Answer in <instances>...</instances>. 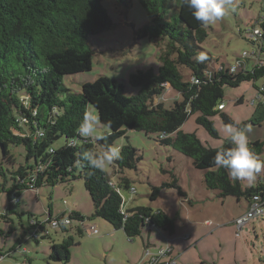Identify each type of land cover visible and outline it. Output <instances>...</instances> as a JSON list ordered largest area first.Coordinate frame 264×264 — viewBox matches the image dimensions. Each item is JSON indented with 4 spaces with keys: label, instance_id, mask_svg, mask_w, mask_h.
Instances as JSON below:
<instances>
[{
    "label": "trees",
    "instance_id": "trees-1",
    "mask_svg": "<svg viewBox=\"0 0 264 264\" xmlns=\"http://www.w3.org/2000/svg\"><path fill=\"white\" fill-rule=\"evenodd\" d=\"M117 1L124 6L131 3V0ZM102 2L0 0V175L8 182L7 174H10L13 181L10 187L3 186L9 199L3 216L15 212L13 201L19 198L21 190H37L44 184L55 185L81 176L94 205V216L107 220L117 229H124L130 238L140 235L145 224L172 235L175 221L161 209L136 206L125 209V216L123 198L109 183L115 175L91 169L87 162L80 160L84 150L114 145L117 139L127 137L126 129L112 132L107 141L94 143L79 137L76 129L84 112L90 110L91 103L97 104L91 100L92 92L89 95L88 90L97 87L77 92L64 82L68 74L91 69L94 52L89 43L90 35L114 26ZM139 2L147 9L150 21L137 31V37L164 42L165 47L159 55L161 64L158 71L149 68L131 73L129 81L138 88L131 97L123 98L107 87L105 92L109 99L121 105V115L132 119L134 130L156 134L160 143L174 146L191 157L196 168L206 171V186L219 191V196H235L238 200L245 196L250 201L256 193L263 195L264 182L244 188L241 182L231 181L224 169L214 167L217 147L206 146L196 133H186L181 127L191 115L197 114L198 124L218 136L215 116L219 115L225 124L234 121L224 111L226 86L237 87L244 81H251L258 94H264L261 86L256 85L264 77V57L260 55L264 51V16L257 21L259 27H255L262 32V37L256 41L258 51L254 53V62L249 67L247 57L246 63L232 71L225 66L209 68L206 61H195L208 32L195 20L184 0ZM180 66L191 71L190 80H184ZM192 77L198 78L199 82L192 81ZM166 89L180 92L182 100L167 108L160 97ZM63 137L66 142L55 146ZM15 145H24L27 157V163L19 164L16 169L13 164L17 162V156L12 150ZM221 145L229 146L227 141ZM121 146L122 159L114 162L116 174L136 168L141 159L138 149L131 144ZM249 147L263 159L264 141H250ZM118 185L130 188L125 177ZM159 194L160 187L154 186L151 198L156 199ZM69 218L84 220L83 214L74 210ZM29 226H33L31 220ZM0 233H3L1 229ZM74 243L73 236L66 237L61 243H53L50 258L69 262ZM4 255L11 254L0 252V256Z\"/></svg>",
    "mask_w": 264,
    "mask_h": 264
},
{
    "label": "rangeland",
    "instance_id": "rangeland-1",
    "mask_svg": "<svg viewBox=\"0 0 264 264\" xmlns=\"http://www.w3.org/2000/svg\"><path fill=\"white\" fill-rule=\"evenodd\" d=\"M235 3V13L206 27L208 37L201 44V51L208 54L209 68H229L238 58H243L245 51L249 54V67L254 62L253 53L258 51V46L251 36L253 29L259 27L257 21L264 16V0H235ZM102 4L114 26L90 35L89 43L94 52L91 69L68 74L64 82L77 92L97 87L88 90L89 95L92 92L91 100L97 103H91L90 110L98 112L102 123L111 124V132L127 130V137L117 139L114 145L131 144L138 149L141 159L136 168L116 174L113 164L106 170L109 176L115 175L117 183L125 177L130 188L136 189V192L125 187L120 189L124 208L150 206L154 210L161 209L174 219L175 232L171 235L145 224L140 235L128 237L124 229H117L107 220L93 215L94 205L81 176L55 185L44 184L37 190H21L20 201L13 203L15 212L4 217L9 199L3 186L10 187L13 181L10 174H7L8 182L0 175V229L3 231L0 233V251L11 254L0 264H25L28 257L26 264H139L145 257L146 246L154 252L168 243L180 253L178 264H264V215L250 219L239 229L236 219L246 213L248 199L245 196L240 200L235 196L221 197L219 191L209 189L204 181L206 171L196 168L191 157L174 146L160 143L156 134L134 130L132 119L121 115V105L109 99L105 92L107 87L123 98L137 93L138 88L129 81L131 73L149 68L158 71L159 55L165 46L156 38L138 39L137 31L150 21L147 9L139 0H131L128 6L117 0H103ZM260 55L263 58L264 51ZM180 71L185 81L191 79L188 68L180 66ZM256 85H264V77ZM224 92L225 112L242 125L251 126L250 141H264V94H258L251 81H244L237 87L226 86ZM160 97L167 108L182 100V94L175 89H166ZM213 120L218 136L198 124L197 114L191 115L181 130L196 133L208 147H218L225 141L221 131L225 123L219 115ZM65 142L63 137L55 146ZM12 150L17 156L14 169L27 163L24 145L12 146ZM261 157L264 159V152ZM261 182H264V174L258 177L254 187ZM241 183L244 188H250ZM154 186L160 187L156 199L151 198ZM75 208L82 210L83 221L71 218L72 223L67 228L53 227L47 221L49 215L52 218L62 214L71 217ZM32 219L40 222L42 227L29 226ZM206 220H210L211 225H207ZM92 226L97 232H92ZM34 232L38 234L37 240L32 237ZM69 236H73L75 242L71 246L69 262L50 258L51 245L61 243ZM23 248L27 249L24 253Z\"/></svg>",
    "mask_w": 264,
    "mask_h": 264
},
{
    "label": "clouds",
    "instance_id": "clouds-1",
    "mask_svg": "<svg viewBox=\"0 0 264 264\" xmlns=\"http://www.w3.org/2000/svg\"><path fill=\"white\" fill-rule=\"evenodd\" d=\"M184 3L191 10L195 20L203 27L213 25L237 10L235 0H184ZM194 59L197 63H204L209 57L206 52L200 51ZM235 70V67H233L232 71ZM221 131L229 146L224 147L221 145L216 148L213 157L214 167L217 170L224 169L231 181L243 182L247 187H254L258 177L264 174V159H261L249 147L251 126L242 125L241 121L234 120L225 124ZM76 132L85 141L94 143L107 141L112 134L111 124L102 123L98 112L94 109L84 112ZM121 159V145H104L99 149L91 148L80 153L81 161L87 162L89 168L101 172L106 171L114 162ZM65 203L68 202L65 201ZM163 254V252H157L153 255Z\"/></svg>",
    "mask_w": 264,
    "mask_h": 264
},
{
    "label": "built area",
    "instance_id": "built-area-1",
    "mask_svg": "<svg viewBox=\"0 0 264 264\" xmlns=\"http://www.w3.org/2000/svg\"><path fill=\"white\" fill-rule=\"evenodd\" d=\"M254 38V41H258L259 38L262 37V32L258 29V28H254L252 31V36ZM256 53V52H254ZM253 53V54H254ZM248 52H243V58H238L235 65H231L229 68L232 70L233 67H235V69H237L238 67H240L241 65H243L245 63V58L248 57ZM192 81H194L195 83L199 82L198 78L192 77ZM168 85V84H166ZM261 90H264V85H261ZM220 108H223V105L220 106ZM110 185L114 186L117 188V190L120 192L121 187H119L118 183L115 181L114 178H112L109 181ZM132 192H136V189L134 187L130 188ZM14 200L16 202L19 201V198L16 197L14 198ZM123 205H124V201H123ZM124 207V206H123ZM264 192L263 195L260 193H256L252 196V198L249 201V205H248V209L246 211V213L242 216H240L238 219H236L237 225L239 227V229H242V227L252 218L259 216V215H264ZM124 214L125 216H127V213L125 212V208H124ZM50 217V216H49ZM48 222L51 223V225L53 227H64L67 228L71 225L72 220L69 217L66 216H60V217H56V218H48ZM31 224L33 226H35L36 228L42 227L41 223L38 222L37 220L32 219L31 220ZM90 229L92 230V232H97V228L96 227H90ZM48 234V231H47ZM33 238H38V234L37 232H34L32 234ZM22 246V244H21ZM20 246V247H21ZM173 251L172 246L167 245L165 248H159L157 251H151L150 248H148V246L146 247L145 250V260L143 262H141L140 264H177V259L169 256ZM157 252H163V255H153L154 253ZM6 255L4 256H0V260L2 258H4Z\"/></svg>",
    "mask_w": 264,
    "mask_h": 264
},
{
    "label": "crops",
    "instance_id": "crops-1",
    "mask_svg": "<svg viewBox=\"0 0 264 264\" xmlns=\"http://www.w3.org/2000/svg\"><path fill=\"white\" fill-rule=\"evenodd\" d=\"M245 63H246V61H245ZM242 101H243V100H242ZM225 109H226V106H225V108H224V111H225ZM248 205H249V201H248ZM247 209H248V207H247ZM74 211H78V212H80L81 214H83V213H82V210H80V209L75 208ZM205 222L207 223V225H211V221H210V220H206ZM187 238H189L188 235H187ZM168 245L172 246V248H173V251H172V253H171L169 256H172V257L176 258L177 261H178V258H179V256H180L179 251H176V250H175V247H174V245H173L172 243H168ZM20 246H21V245H19V247H20ZM148 246H149V245H148ZM148 248H150V247H148ZM26 250H27V249L23 248V249H22V252L24 253ZM0 252H6V251H0ZM7 256H8V255H7ZM4 258H6V256H5ZM4 258H2V259L0 260V262L3 261V260H5ZM27 260L29 261V257L27 258ZM144 260H145V257L142 258V260L140 261V263L143 262ZM28 261H24V263H25V264H26V263H29ZM140 263H139V264H140ZM177 264H178V262H177Z\"/></svg>",
    "mask_w": 264,
    "mask_h": 264
}]
</instances>
